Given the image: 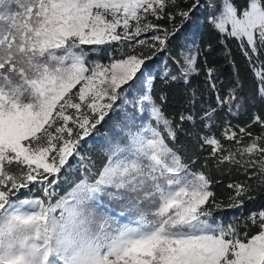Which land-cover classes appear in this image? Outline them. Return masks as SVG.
I'll list each match as a JSON object with an SVG mask.
<instances>
[{"label": "snow or ice", "instance_id": "1", "mask_svg": "<svg viewBox=\"0 0 264 264\" xmlns=\"http://www.w3.org/2000/svg\"><path fill=\"white\" fill-rule=\"evenodd\" d=\"M258 197L264 0H0V264H264Z\"/></svg>", "mask_w": 264, "mask_h": 264}, {"label": "trees", "instance_id": "2", "mask_svg": "<svg viewBox=\"0 0 264 264\" xmlns=\"http://www.w3.org/2000/svg\"><path fill=\"white\" fill-rule=\"evenodd\" d=\"M188 31L190 33H194L196 39L200 42L201 47L204 45L210 44L212 46L211 51L209 52L207 59L209 64L215 65L219 67L224 75L225 78L231 75V68L230 66L227 65L225 58L223 56V45L219 43L218 37L211 32L209 29L205 27H199V26H193L190 25ZM230 47L233 49V54L235 56V59L237 61V64L240 68V75L242 77V82L245 86V89L247 90L250 87V83L252 80V72L251 70L246 66V62L243 59V57L239 54L236 44L233 42L230 44ZM95 59L96 57H92ZM203 60V57L201 58ZM203 80V76H194L192 79V84L193 86H196L201 83ZM161 86L158 85L157 88L159 89ZM167 91L169 92L170 96V104L172 105L171 108L168 109V111H173L174 108L177 105V101L181 100L183 92H184V85L180 84H172L168 87ZM252 102H249L248 110L237 116L235 120L233 121L234 123H242V122H247L249 120V116L251 112L256 111L254 107H251ZM124 116L123 114H119L117 117H114V121L110 122L109 125H106L104 128L100 130V132L94 136L90 141L89 144L93 146L97 151H102L104 147H106V139L107 137L112 134V132L119 126L118 124L115 123V121H119L120 123H123ZM214 178L216 179H221L219 176L213 174ZM223 183H227V178H223L222 180ZM70 185L65 186L63 190L60 191V195H64L67 191L70 190ZM214 191L218 194V196L223 197L225 195V188L222 186H216L214 188ZM259 191V189H258ZM259 204H264V197H258L257 201L255 203H248L246 206V209H242L241 211H251L255 210ZM111 207V205H109ZM238 216V213L236 210H227L221 213L217 214V219L218 220H223L225 222L229 220H233L234 217ZM125 218L128 219L127 215Z\"/></svg>", "mask_w": 264, "mask_h": 264}, {"label": "rangeland", "instance_id": "3", "mask_svg": "<svg viewBox=\"0 0 264 264\" xmlns=\"http://www.w3.org/2000/svg\"><path fill=\"white\" fill-rule=\"evenodd\" d=\"M119 219H120V221H121L122 223H127V222H129L128 219L125 218V217H120Z\"/></svg>", "mask_w": 264, "mask_h": 264}]
</instances>
